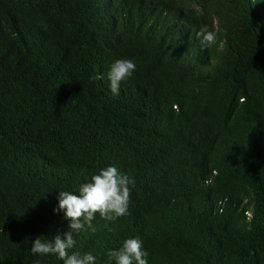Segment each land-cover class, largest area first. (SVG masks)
<instances>
[{
    "label": "trees",
    "instance_id": "16d2710c",
    "mask_svg": "<svg viewBox=\"0 0 264 264\" xmlns=\"http://www.w3.org/2000/svg\"><path fill=\"white\" fill-rule=\"evenodd\" d=\"M118 59L136 67L114 95ZM108 166L135 182L128 214L71 251L264 264V0H0V264H63L31 244Z\"/></svg>",
    "mask_w": 264,
    "mask_h": 264
},
{
    "label": "clouds",
    "instance_id": "9594fccd",
    "mask_svg": "<svg viewBox=\"0 0 264 264\" xmlns=\"http://www.w3.org/2000/svg\"><path fill=\"white\" fill-rule=\"evenodd\" d=\"M197 39L205 46L216 42V33L202 27L196 33ZM135 63L127 59L114 61L108 72L109 90L118 95L122 81H126L135 71ZM91 79L100 80L103 76L96 75ZM134 180L121 174L117 168L108 166L90 177V181L82 183L72 191H60L58 205L54 213L63 212L64 219L70 221L69 231L57 233L51 238H36L30 248L33 255L56 256L63 264H95V256L88 252L81 254L71 251L75 245V236L83 231H95L92 221L98 214L105 221L112 222L128 214L131 190ZM115 264H148L147 252L142 248L139 238L126 239L117 250L108 253Z\"/></svg>",
    "mask_w": 264,
    "mask_h": 264
}]
</instances>
